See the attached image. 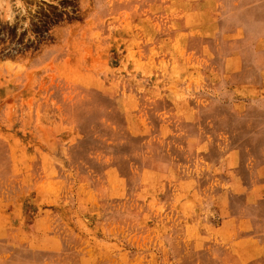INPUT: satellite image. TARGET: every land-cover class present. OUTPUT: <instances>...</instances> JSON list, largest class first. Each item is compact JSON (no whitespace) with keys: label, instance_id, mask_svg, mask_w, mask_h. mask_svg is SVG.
I'll list each match as a JSON object with an SVG mask.
<instances>
[{"label":"rangeland","instance_id":"374dc122","mask_svg":"<svg viewBox=\"0 0 264 264\" xmlns=\"http://www.w3.org/2000/svg\"><path fill=\"white\" fill-rule=\"evenodd\" d=\"M0 264H264V0H0Z\"/></svg>","mask_w":264,"mask_h":264}]
</instances>
